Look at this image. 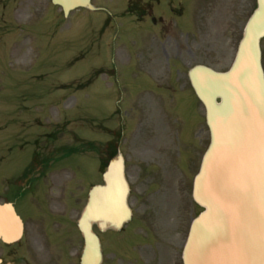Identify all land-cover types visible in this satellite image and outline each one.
Here are the masks:
<instances>
[{
	"label": "rangeland",
	"instance_id": "374dc122",
	"mask_svg": "<svg viewBox=\"0 0 264 264\" xmlns=\"http://www.w3.org/2000/svg\"><path fill=\"white\" fill-rule=\"evenodd\" d=\"M114 1L92 0V5L109 8ZM33 3L0 0V193L1 182L17 176L46 143L58 149L71 146L74 139V145L91 141L97 147L105 138L114 139L117 131L122 139H132L141 124L145 135L163 130L164 138L169 131L186 178L189 219L198 211L190 199L197 164L190 160L208 142V131L186 72L195 64L218 71L228 67L255 0H203L201 31L186 3L182 22L190 25L192 18V26L180 29V19L171 16V44L179 49H169L171 57L165 56L160 66L149 57L159 48L148 23L115 18L102 30L103 13L78 8L64 15L45 2ZM261 49L264 68V38ZM57 128L64 130L54 133ZM52 133L54 141L47 138ZM91 149L54 166L63 173L74 168L80 198L87 184L99 180ZM80 203L82 199L76 201L75 217ZM21 208L19 203L17 210ZM77 235L75 264L82 247ZM126 260L117 264H136L130 257Z\"/></svg>",
	"mask_w": 264,
	"mask_h": 264
},
{
	"label": "water",
	"instance_id": "95a60500",
	"mask_svg": "<svg viewBox=\"0 0 264 264\" xmlns=\"http://www.w3.org/2000/svg\"><path fill=\"white\" fill-rule=\"evenodd\" d=\"M64 14L91 8L90 0H52ZM264 0L248 19L231 66L217 72L204 65L188 71L205 109L210 141L193 180L192 197L203 208L192 221L183 264H264ZM106 186H94L78 223L83 237L80 264H99V240L92 222L120 225L127 213L120 154L104 172ZM21 222L10 204H0V238H19Z\"/></svg>",
	"mask_w": 264,
	"mask_h": 264
},
{
	"label": "flooded vegetation",
	"instance_id": "af4514ba",
	"mask_svg": "<svg viewBox=\"0 0 264 264\" xmlns=\"http://www.w3.org/2000/svg\"><path fill=\"white\" fill-rule=\"evenodd\" d=\"M202 1L116 0L110 7L112 11L104 9L101 25L104 28L112 19L125 15L148 23L155 30L152 39L159 48L157 55L150 51L149 57L153 65L160 66L165 56L171 57L169 49H179L178 44H171L175 40L169 33L171 16L180 19V29H190L192 18L190 25L182 22L186 3H190L192 16L195 14L193 25L201 31ZM140 127L136 125L132 139L118 138L109 149L104 141L99 151V182L94 184L104 185L102 168L106 158L127 142L123 159L129 215L119 228L104 225L100 229L101 264L127 262V257L136 264H182L187 232L185 176L173 145L160 134L163 130H149L145 135ZM44 149L46 155L34 156L25 170L1 183L0 201L11 202L22 222L17 242L0 240V259L5 264H75V205L79 198L74 176L55 171L51 155L54 150L48 146ZM94 184H89L84 193L83 205Z\"/></svg>",
	"mask_w": 264,
	"mask_h": 264
}]
</instances>
